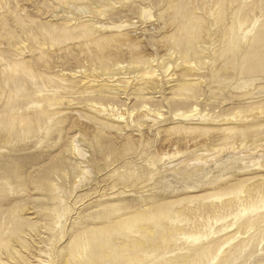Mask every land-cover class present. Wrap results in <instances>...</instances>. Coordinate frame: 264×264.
<instances>
[{
    "label": "rangeland",
    "instance_id": "1",
    "mask_svg": "<svg viewBox=\"0 0 264 264\" xmlns=\"http://www.w3.org/2000/svg\"><path fill=\"white\" fill-rule=\"evenodd\" d=\"M0 264H264V0H0Z\"/></svg>",
    "mask_w": 264,
    "mask_h": 264
},
{
    "label": "bare ground",
    "instance_id": "2",
    "mask_svg": "<svg viewBox=\"0 0 264 264\" xmlns=\"http://www.w3.org/2000/svg\"><path fill=\"white\" fill-rule=\"evenodd\" d=\"M248 249V248H247Z\"/></svg>",
    "mask_w": 264,
    "mask_h": 264
}]
</instances>
